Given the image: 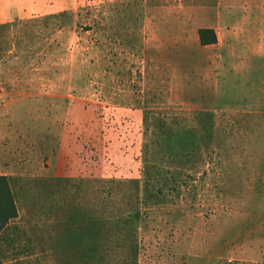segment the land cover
Here are the masks:
<instances>
[{"label": "rangeland", "instance_id": "rangeland-1", "mask_svg": "<svg viewBox=\"0 0 264 264\" xmlns=\"http://www.w3.org/2000/svg\"><path fill=\"white\" fill-rule=\"evenodd\" d=\"M46 1L0 20V176L18 213L0 264H78L80 220L96 231L82 264H264L263 109L226 106L195 41L218 0Z\"/></svg>", "mask_w": 264, "mask_h": 264}, {"label": "crops", "instance_id": "crops-1", "mask_svg": "<svg viewBox=\"0 0 264 264\" xmlns=\"http://www.w3.org/2000/svg\"><path fill=\"white\" fill-rule=\"evenodd\" d=\"M45 2L43 0H0V20L12 9L11 7L16 6L20 9L22 4L25 7L28 4L37 9H43V5L46 6ZM55 5L56 3L52 5L50 2L47 4L49 7ZM205 10L209 13L210 20L207 25L197 27L195 41L199 45L198 30L202 28L213 29L217 35L216 44L202 46L212 53L211 78H215L218 82V76L224 77L222 79L224 90L216 89V94L223 95L224 93L226 106L230 108L263 109L259 114L260 118L256 119L261 125L257 133L258 192L256 202L264 203V0H218L216 5H210ZM234 200L242 204L254 203L253 197L247 196L245 192ZM66 204L71 205L67 210H72V216L83 217L87 213V208L81 206L83 201L79 199H66ZM84 223L80 220L73 222V227L68 226V231H71L73 237L71 244L76 246L68 253V257L72 260L78 259V264H82L87 252L82 247L85 243L84 235L96 232L90 231L89 227L85 228ZM51 257L54 258L53 252H51ZM56 259L61 260V258Z\"/></svg>", "mask_w": 264, "mask_h": 264}, {"label": "trees", "instance_id": "trees-1", "mask_svg": "<svg viewBox=\"0 0 264 264\" xmlns=\"http://www.w3.org/2000/svg\"><path fill=\"white\" fill-rule=\"evenodd\" d=\"M198 36L202 46H210L218 42L217 35L213 29H199ZM17 217L18 213L7 178L0 176V231L9 221Z\"/></svg>", "mask_w": 264, "mask_h": 264}]
</instances>
